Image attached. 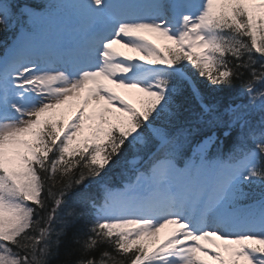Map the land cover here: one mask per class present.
<instances>
[{"label":"snow or ice","instance_id":"1","mask_svg":"<svg viewBox=\"0 0 264 264\" xmlns=\"http://www.w3.org/2000/svg\"><path fill=\"white\" fill-rule=\"evenodd\" d=\"M51 6L71 10V39L42 43L41 6L0 0V33L20 26L0 56V264H50L62 247L61 264H264V120L209 99L248 71L264 111V0ZM237 127L239 151L210 159ZM121 161L132 176L113 187Z\"/></svg>","mask_w":264,"mask_h":264},{"label":"trees","instance_id":"2","mask_svg":"<svg viewBox=\"0 0 264 264\" xmlns=\"http://www.w3.org/2000/svg\"><path fill=\"white\" fill-rule=\"evenodd\" d=\"M18 2L21 4L28 3V4L40 5L41 7H39L38 9H41L46 5V3H48V0H18ZM18 29L19 27L11 31L0 33V42L8 44L11 41L12 37L14 36L13 34H16ZM2 43H0V47L4 46ZM256 58L259 60V57H256ZM229 59H231V57H229ZM256 67L259 70V63L256 65ZM250 78H251L250 72L244 71L243 77L241 79L234 80L233 85L230 88L223 89L222 91L211 92V94L209 95V99L213 100L214 102H218L221 105V111H223V109L227 107L229 104L241 105L242 109L246 110V117L250 121V123L253 126H258L260 122L264 120V111H261V109L258 106L256 107L250 106V103H249L250 98L245 92V83ZM197 79L199 80L200 78L197 77ZM201 83H206V82L201 81ZM262 87L264 86L257 85L258 89ZM209 91L210 90L206 89V93ZM182 103L184 105V109H195L197 105V101L191 97L185 100H182ZM258 103L259 102H257V104ZM184 114L187 115V112L185 111ZM224 119L227 120L228 117L225 116ZM239 132H240V129L238 127L235 128L229 136H224L223 130L218 131V135L220 137L221 142L218 143V146L210 150L212 153L211 157L226 159L231 153L238 152L240 141L242 139V137L239 135ZM191 154H192V151H188L186 152V154L179 155L177 157L181 159H184V158L186 159ZM149 158H146L144 161L148 160ZM126 169H127V165H125L124 162L121 161V163L117 167L113 168L112 171L105 177V181L113 187L121 186L123 182L130 179L132 176V173ZM78 175H79V169H75L74 176H78ZM56 179L60 180L59 175L56 176ZM99 183H101L99 178H96V180L92 182L91 187L94 193L101 191L99 188ZM60 186L61 185L58 184L57 188L54 190H58ZM259 192H260L259 189H255L254 191L256 196L259 195ZM250 202L251 201L249 200L248 203ZM69 203L73 206H76L77 201H69ZM66 244H67V241H66ZM73 247H76V246L73 245ZM104 250H107L110 252L112 251V249L108 245L105 244V245H101V247L97 251L92 252L89 255L95 256L97 259H99L100 252ZM65 251H66V247H62L60 256L51 258L50 264H61V262L67 258L65 256ZM113 255H116V253L113 252ZM79 258L80 257L78 255H74L73 257H71L73 261Z\"/></svg>","mask_w":264,"mask_h":264},{"label":"rangeland","instance_id":"3","mask_svg":"<svg viewBox=\"0 0 264 264\" xmlns=\"http://www.w3.org/2000/svg\"><path fill=\"white\" fill-rule=\"evenodd\" d=\"M68 11L69 10H67L64 14H58L51 7L42 10V12L40 13L38 12L40 16L44 17V20L42 21V25L44 28V32L41 37L42 43L48 44L49 42V44H51L53 41L60 39L61 37L63 38L68 37V39L72 38L71 33H73L74 25H73L72 17L68 15ZM150 38L153 39L155 43L160 44L161 46H163V44L166 43V41L158 39L154 35L150 36ZM121 51L127 52L130 55H139V53H133L129 49H125V48H121ZM118 91L122 95H125V97L127 98L126 96L128 94L127 90L118 89ZM93 106L99 107L96 101H93ZM89 111H92V106L89 107ZM70 115L71 113H68V116ZM210 159L212 158L210 157ZM195 162L197 163L198 161ZM177 166L179 168H184L182 166H179L178 163ZM209 175H211L210 172H205L202 174V178H206ZM247 190L248 189H246V191ZM244 203H246V201H244ZM166 231L167 230H165V232ZM161 235L163 236L164 232H162Z\"/></svg>","mask_w":264,"mask_h":264},{"label":"bare ground","instance_id":"4","mask_svg":"<svg viewBox=\"0 0 264 264\" xmlns=\"http://www.w3.org/2000/svg\"><path fill=\"white\" fill-rule=\"evenodd\" d=\"M72 34V33H71ZM118 90V89H117ZM127 98L131 99L133 103L137 102V98L135 96H129V94H127Z\"/></svg>","mask_w":264,"mask_h":264}]
</instances>
